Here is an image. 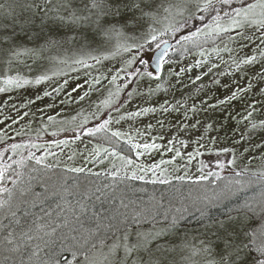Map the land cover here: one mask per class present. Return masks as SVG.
I'll return each mask as SVG.
<instances>
[{
  "label": "snow or ice",
  "instance_id": "snow-or-ice-1",
  "mask_svg": "<svg viewBox=\"0 0 264 264\" xmlns=\"http://www.w3.org/2000/svg\"><path fill=\"white\" fill-rule=\"evenodd\" d=\"M177 17L181 19H177ZM37 19H39V25H37ZM194 21L199 22L201 26L195 27L193 31L189 26ZM185 28L189 29L186 35L183 34ZM200 37L205 38L204 42H207L208 39L223 41L226 38L230 44H235L240 50L248 48L252 54H245L242 59L234 60L236 70L241 71L242 64L250 66L259 64L260 67L254 72L253 79L257 84L264 85V0H181L180 3L167 4L164 0H0V63L8 68V71L0 72V93H12L33 83L39 85L51 80L52 75L57 74L49 75L47 71H44L32 78L27 72L21 71L23 63L20 60L21 56L38 61L43 58L45 52L58 51L66 46H81L82 48L83 41H87L89 47L95 45L97 48H103L106 43L116 41L114 45L116 52L121 50L133 52L135 50L136 54L127 61V65L131 66L139 60V63L145 66L143 72L139 68L134 69L133 72H127L126 68H117L115 74L111 75L100 72L96 66L102 65L103 60L114 56L116 54L114 52H109L107 55L103 53L92 55L89 52L77 56L72 59L71 70L79 71L80 68H84L97 71L99 75L92 77L90 85V89L97 92H100L104 87V81L113 85L115 91L108 90V96L102 99L96 108L99 112L102 105L104 108L119 113L123 102L117 101L114 97H119L121 91L128 87V83L132 82L118 84L121 72H124L126 76L147 77L150 81L159 82L164 66L177 62L169 55L170 51L175 49L179 52H187L190 50L187 47L189 44L199 48L201 44L198 38ZM41 39L43 43H38ZM26 42H30L33 46L27 47ZM146 50H154L156 66L153 71L148 70L150 59L145 60L139 56V53ZM215 51L219 52L220 49L217 48ZM223 51L231 53L233 49L226 44ZM256 53H259V60ZM200 55H205V52L201 50ZM48 59L68 64L67 60L58 56ZM203 63L198 60L195 66L200 67ZM24 67L31 71L30 66L25 65ZM214 67L217 65L209 67L208 72H211ZM107 71L111 73L112 69ZM190 71L191 67H182L178 71L169 68L167 74L177 77L176 83L186 88L188 85L184 84L179 77ZM61 74L67 75L66 72ZM204 74L207 75V73ZM201 79L202 77L197 75L191 82L195 83ZM66 83L67 81H65ZM214 83L218 84L219 80H214ZM159 87L160 84L157 83V88ZM202 87L203 85L197 88V92ZM253 87V80H248L247 87L238 86L225 99L220 100L219 104L230 105L232 101L240 98L237 93L247 96ZM62 90L63 86L53 88V91L57 93ZM75 90L74 88L73 91ZM152 91L150 88L149 95L152 94ZM257 91L261 93V99L246 104L244 107L246 115L242 117L250 122V129L245 127L251 134L264 131V88H258ZM89 94V92H85L80 100L85 99ZM51 95L52 93L48 91L43 93V96ZM135 95L143 94L130 91L126 94V99L130 101ZM42 98L40 95L36 96V99ZM9 99L12 97L9 96ZM33 102L28 101V103ZM4 103L7 104V101ZM210 107L215 108L217 105ZM257 107H259L262 117L259 124L252 122L253 113L257 111ZM185 109L184 118L186 120L189 119L188 112L196 113L198 111L194 105L185 106ZM156 111V107H143L138 111L121 113L118 117H113L109 112L107 118L91 128L84 127L89 122V117L83 116L82 123L78 126L81 134H75L74 139L81 140L82 135L91 137L101 131H110L109 126L113 120L119 124L121 120ZM160 111L168 112L169 109L167 106L161 105ZM173 111H179V108L173 107ZM91 115L98 118L96 112ZM52 119L53 117L50 116L49 120ZM158 123L163 127L162 121H158ZM199 124V120L191 125L181 122L184 129L191 128L192 130H198L197 125ZM148 127L151 128L152 125L149 124ZM207 127L211 129L212 125L209 124ZM75 131L73 129L74 133ZM52 135L55 136L56 133L54 132ZM125 135L119 130L111 131L110 139L123 138ZM240 139H245L243 132L240 133ZM248 139H251V136ZM167 143L171 145L167 151L174 152L175 157L182 156V153L175 148V141L169 140ZM55 144L57 147H67L69 141H55ZM180 144L182 147L187 146L184 140H180ZM28 147L29 145L23 143H12L0 151V210L11 212L13 217L16 213L12 209L18 200L27 203L26 198L29 194L36 197L48 194L47 190L44 194L32 192L31 180L34 177L30 176L28 180H25V172L22 169H26L29 166L28 162L32 160H35L36 165H42L44 170L50 169L53 165L47 163V157L55 156L56 153L48 151L42 156H36L31 151L27 155L20 151ZM30 147L41 148L43 145L31 144ZM133 147L138 149L136 155L141 156L149 150L159 149L162 145L155 142L136 143L133 144ZM257 147L264 149V144H257ZM139 149L144 151L141 152ZM104 151L107 152V149ZM9 152L11 155H7ZM222 153H231V158L227 161L218 159L217 167L219 169H224L226 164L233 166L236 164L234 150L226 147L221 148L217 155ZM75 155L77 153L69 155L68 159H74ZM112 155L117 154L112 153ZM187 155L190 163L195 156L192 153ZM195 155H200L198 150ZM5 158H7V163L4 162ZM119 158L123 161L124 166L134 169L131 171V180H143L151 172L155 177L152 179V183H171L167 176H158L157 169H160L162 165L174 163V160H161L158 164L154 163L146 168L141 164H136L131 158L124 156ZM115 167L113 165V169ZM206 167L207 165L200 161L198 170L202 174L198 177L199 181L207 180L209 177L219 179V172H205ZM32 170L36 171L37 169L33 167ZM162 170L167 172V168ZM68 171L83 173L86 169L71 167ZM111 175L115 180L120 176V172L114 170ZM124 176L128 178V172H125ZM184 178L175 176V179L179 180ZM6 182H11L13 187H8ZM255 185L260 186L259 195L249 198L241 195ZM96 192L106 195L100 188H97ZM51 195L60 194L53 190ZM87 199L91 200L92 196L87 195ZM96 199L100 200L101 196H96ZM223 201L233 202L234 206L231 211L224 218L211 217L210 208ZM77 203L79 214L77 215L73 210V220L64 218L59 223L40 224L37 227L38 231L43 232L40 239L43 240L44 248L54 244L56 238L71 242L67 247L64 244L60 245L62 250L72 253L71 261L66 257L63 258L64 264H176L173 257L177 248L174 239L178 234L181 221L185 219L188 207L182 205L175 208L171 214L169 211H165L163 219L168 223L156 227L160 223L156 218L159 214L157 212L158 204L136 210L131 214L116 209L109 215L103 216L93 211L89 217V205L81 201H77ZM192 203L201 205L197 207L200 214L199 219L202 222L207 221V223L203 224V231L200 233L203 238L200 240L199 246L187 243L179 246L190 248L191 254L186 258L190 264H193L192 257H201L199 264H264V167L255 171L247 167L241 168L234 172V178L212 189L210 193L205 191L202 195H197L193 198ZM120 205L122 208L128 207L123 200H120ZM149 217H151L153 227L151 230H144L142 224ZM33 223L35 224V221ZM64 228L69 230L67 235L58 233V229ZM71 233H75V235H71ZM45 236L48 239L45 240ZM35 239L32 229H29L21 231L19 237L14 233H8L4 237V244L8 246L7 251L10 253L28 255L27 262L21 256L19 264H60V259L57 258L59 253L54 249L41 256L43 249L40 244H36L34 249L24 252L27 242ZM4 264H14L10 255H5Z\"/></svg>",
  "mask_w": 264,
  "mask_h": 264
},
{
  "label": "rangeland",
  "instance_id": "rangeland-1",
  "mask_svg": "<svg viewBox=\"0 0 264 264\" xmlns=\"http://www.w3.org/2000/svg\"><path fill=\"white\" fill-rule=\"evenodd\" d=\"M167 3H180L181 0H164ZM163 14V13H162ZM177 19H181L177 17ZM163 23V22H162ZM162 26V25H161ZM201 26L199 22L194 21L189 27L194 31L195 27ZM189 29L185 28L183 34H188ZM201 46L197 48L195 45L189 44L187 47L190 49L187 52H179L173 49L169 55L176 63L166 64L161 74L159 82L149 80L147 77L126 76L124 72L120 73L121 79L117 81L118 84L128 83V87L121 91L119 97H114L119 102H123L121 112H115L112 109L104 108L102 105L97 112L96 105L108 96V90L115 91L113 85L104 81V87L100 92L90 89L92 84V77L98 76L99 73L95 70L80 68L79 71H72V59L91 52L92 55H100L101 53L107 55L109 52L116 53L110 56L109 59L102 61V65L96 67L100 69L105 75L115 74L117 68H126L127 72H133L134 69L139 68L141 72L144 70V65L133 63L131 66L127 65V61L136 54L133 52H116L114 47L116 41L106 43L103 48H97L95 45L88 46L87 41H83L81 46H66L60 50L43 53V58L34 61L33 58L21 56L20 60L21 71L34 78L41 72L47 71L52 75V79L41 83L39 85L32 84L26 86L24 89L13 91L12 93H0V151L8 147L12 143H23L29 145L28 148L21 149L25 155L29 151L35 153L36 156H42L45 152H54L55 156L49 155L47 163L52 164L53 167L47 170L58 171L64 173L66 176H76V174L96 175L104 177L105 179H112L111 173L115 170L120 172V176L115 180H128L143 183H152V173L149 172L143 180H131L130 169L124 166L120 156L131 158L136 164H141L144 167H150L154 163H159L161 160L169 161L174 160L172 164L162 165L157 169L158 176H167L171 183L180 182L186 184L207 185L216 187L219 182L225 183L229 179L234 178V172L239 171L241 168H249L250 170H259L264 167V149L257 147V144H264V131L251 134L246 130L250 129L251 125L248 120L242 119L246 113L244 107L249 102H254L261 99V93L257 91L258 88H264V85L257 84L253 79V74L260 67L259 64L255 66L241 65V71L236 70L235 61L242 59L245 54H252L248 48L240 50L235 44H230L225 38L223 41L220 39H208L204 42L205 38L200 37ZM43 43V40L38 41ZM228 44L233 49L231 53L223 51L225 45ZM27 47H32L30 42H26ZM220 49L219 52L215 49ZM203 50L205 55L201 56L200 51ZM154 50H146L139 53L143 59L151 62ZM259 60V53H256ZM60 57L68 61V64H61L49 60V57ZM203 61L200 67L195 66L196 61ZM92 63V61H89ZM217 67L212 68L208 72V68L212 65ZM30 66L31 71L24 67ZM15 67V65H13ZM79 67V66H76ZM182 67H191V71L182 74L179 79L187 84L188 87H181L176 83L177 77L169 76L168 69L178 71ZM112 69L109 73L107 70ZM148 70L152 71L149 68ZM8 71L5 66V70ZM66 72L67 75L61 73ZM204 73H207L205 75ZM247 73V74H245ZM200 75L201 80L192 83L195 77ZM214 80H219V83H214ZM253 80L254 87L247 94L243 96L240 93L237 95L239 99L232 101L230 105H220L219 101L225 99L230 95L238 86L247 87V81ZM65 81L67 83L65 84ZM157 83L160 87L157 88ZM201 85L203 87L197 92V88ZM63 86V90L59 93L54 92L53 88ZM76 89L73 91V89ZM152 89V94L149 95V89ZM166 89V90H165ZM45 91L51 92V96H43ZM142 93L143 95H135L130 101L126 99L128 92ZM85 92H89V96L80 100V97ZM40 95L42 99H36ZM9 96L12 99H9ZM34 101L28 103V101ZM7 101V104L4 102ZM15 105V107H13ZM27 105V106H24ZM161 105L168 107V112H161ZM195 106L198 111L196 113L188 112L189 119L184 118L185 106ZM211 105H217L212 108ZM143 107H156L155 113H148L139 117L121 120L119 124L113 120L109 126L110 131L105 130L96 133L95 136L82 135L81 140H75V134H81L79 125L82 123L83 116L89 117V122L84 125L85 128L95 127L102 122L109 112L113 117H118L121 113L138 111ZM173 107L179 108V111H173ZM96 112L98 118L92 117V113ZM27 113V115H25ZM82 113L83 115H78ZM53 117L49 120V117ZM76 119L73 120L72 118ZM260 109L253 113V120L259 124L261 119ZM199 120L200 124L197 125L198 130L191 128L184 129L181 122L191 125ZM15 121V123H13ZM163 122V127L158 123ZM152 127L149 128L148 125ZM211 124L209 129L207 125ZM179 127V130H178ZM75 129V133L73 132ZM119 130L126 135L123 138H111V131ZM56 133L55 136L52 133ZM243 132L245 139H240V133ZM19 133V135H18ZM251 136V139L248 137ZM159 137H163L160 139ZM68 140L67 147H57L55 141ZM169 140L175 141V148L178 149L182 156L175 157L174 152L167 151L171 147L167 142ZM180 140H184L186 147H182ZM131 141V142H130ZM199 141V143H197ZM239 141V142H238ZM157 143L162 145L157 150H149L144 155L137 156L138 149L133 147L136 143ZM214 142V143H213ZM31 144L43 145L41 148H31ZM203 145V146H201ZM229 148L234 150L236 156V164H226L224 169L217 167V160L227 161L231 158V153H222L217 155L221 148ZM99 149V151H97ZM107 149V152L104 150ZM248 149V151H245ZM197 150L200 155L196 156ZM143 152V149H139ZM77 153L74 159L69 160L68 156ZM82 153V155H79ZM116 153L117 155H112ZM188 153H192L195 158L188 162ZM7 155H11L9 152ZM18 159L19 157H15ZM200 161H203L207 167L205 172L213 171L219 172V179L216 177H209L207 180L199 181L198 177L202 174L198 169L200 168ZM7 163V158H5ZM28 167L43 169L42 165H36L35 160L28 162ZM58 165V166H57ZM115 165V169H113ZM187 165V167H185ZM71 167H83L86 169L83 173H73L68 171ZM26 168V169H27ZM167 168V172L162 169ZM128 172V178H125L124 173ZM225 174V175H224ZM175 176L185 177L183 180L175 179ZM222 176V177H221ZM54 185L55 183L52 182ZM52 184V185H53ZM154 184V183H152ZM162 184V183H155ZM165 185V184H162ZM58 190V188H57ZM245 194V193H244ZM2 213H7L5 210H0ZM228 214V213H227ZM200 240L193 238L177 244H174L179 249L178 257L174 258L176 264H190L186 259L190 254V248L179 247L182 244H190L199 246ZM175 254V252L173 253ZM201 257H192L193 264H199Z\"/></svg>",
  "mask_w": 264,
  "mask_h": 264
},
{
  "label": "trees",
  "instance_id": "trees-1",
  "mask_svg": "<svg viewBox=\"0 0 264 264\" xmlns=\"http://www.w3.org/2000/svg\"><path fill=\"white\" fill-rule=\"evenodd\" d=\"M37 25H39V19H37ZM42 40V39H41ZM5 70V65L0 63V72ZM25 172V180L29 177H34L31 180V190L34 193L44 194L47 190V195L36 197L31 194L27 196V203L20 202L19 200L14 204L13 211L16 215L13 217L11 212L5 210L7 213H2L0 216V264H4L5 255L12 257L14 264H19L21 256L27 262L28 255L23 253H10L7 251V247L4 244V237L8 233H14L19 237L21 231H28L32 229V235L36 237L33 241H28L24 252L29 249H34L36 244L41 245V256H44L45 252L55 250L59 253L57 257L60 259V264H64V257L69 261L72 259L71 251L62 250L60 245L64 244L67 247L70 241H61L56 238L54 244H50L48 248H44L43 240L40 239L43 236L42 231H38L37 227L40 224L59 223L62 219L67 218L73 220V210L76 214H79V205L77 201L86 203L89 205L90 211L88 216L90 217L92 212L95 211L100 215L107 216L114 210L119 209L122 212L131 214L132 212L145 208V207H157V220L160 221L156 227H160L168 221L163 219V213L169 211L170 214L175 208H179L182 205L188 207V212L185 213V219L181 221L179 225L178 234L175 237L177 244L186 240L196 238L201 240L200 233L203 231V224L199 219V212L197 207L199 204H193L192 200L197 195H202L205 191L211 192L212 189L223 185L219 182L216 187L207 185L194 186L193 184H186L180 182H173L170 184H152L143 183L137 181L128 180H112L105 179L98 175L76 174V176H66L64 173L58 171L44 170L37 168L33 171L30 168L22 169ZM220 174V173H219ZM225 175V174H224ZM222 177V176H221ZM54 182L55 185L52 183ZM8 187H13L11 182H6ZM226 183V182H225ZM53 184V185H52ZM112 185V187H109ZM58 188V190H57ZM102 189V192L106 195L96 192V189ZM59 193L60 195H51L52 191ZM260 186L255 185L252 188L247 189L241 195L245 198H249L255 195H259ZM91 195L92 199L88 200L87 195ZM100 195L101 199L97 200L96 196ZM120 200L128 206L122 208ZM34 201V203H33ZM232 201L220 202L217 206L210 208V216L213 218H224L227 213L231 211L233 207ZM155 214V213H154ZM35 221V224L33 223ZM153 223L151 217L147 221L143 222L142 228L144 230H151ZM68 229H58V233L68 234ZM75 235V233H71ZM48 239V237H44ZM179 249H176L174 258H177ZM46 258V257H45Z\"/></svg>",
  "mask_w": 264,
  "mask_h": 264
},
{
  "label": "water",
  "instance_id": "water-1",
  "mask_svg": "<svg viewBox=\"0 0 264 264\" xmlns=\"http://www.w3.org/2000/svg\"><path fill=\"white\" fill-rule=\"evenodd\" d=\"M155 66H156V57H155V55H153L152 60H151V63H150V68L152 70H154L155 69Z\"/></svg>",
  "mask_w": 264,
  "mask_h": 264
}]
</instances>
